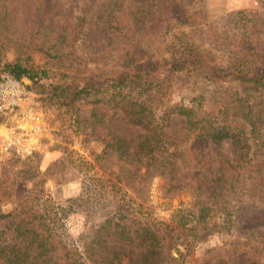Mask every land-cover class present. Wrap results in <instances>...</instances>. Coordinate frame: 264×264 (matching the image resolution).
I'll use <instances>...</instances> for the list:
<instances>
[{"label":"trees","instance_id":"trees-1","mask_svg":"<svg viewBox=\"0 0 264 264\" xmlns=\"http://www.w3.org/2000/svg\"><path fill=\"white\" fill-rule=\"evenodd\" d=\"M75 1L0 0V26H9L13 12L26 17L27 25L26 56L3 64L0 57V74L9 73L21 83L27 78L31 84L23 83L25 92L43 102L71 108L88 99L89 130L102 142L101 157L108 165V179L100 177L112 188L123 190L121 182L129 185L150 174L169 176L171 182L182 169L201 174L211 189L196 212L176 210L169 221L148 219L121 203L85 236L79 250L55 234L48 210L40 212L41 204H27L22 194H14L9 186L13 181L4 174L0 202L14 206L0 212V264H176L171 251L181 239L195 235L197 229L219 230L230 220L225 207L229 197H257V192H264L262 31L252 20L243 24L241 38L222 63L201 53L187 37L165 56V48L148 47L145 41L157 37L161 42L171 25L195 19L184 0H129L126 9L123 3L117 7L118 13L89 18L74 16ZM11 42L9 33L0 34V55L4 44ZM33 52L45 54L48 64L34 65ZM179 78L220 86L211 96L214 118L201 112L202 92L192 104L170 103L173 83ZM219 114L223 119L216 124ZM118 117L139 128L136 144L113 130ZM176 119L179 126L173 127ZM224 140L231 142V157L222 150ZM209 211L220 215L221 224L207 226Z\"/></svg>","mask_w":264,"mask_h":264},{"label":"rangeland","instance_id":"rangeland-1","mask_svg":"<svg viewBox=\"0 0 264 264\" xmlns=\"http://www.w3.org/2000/svg\"><path fill=\"white\" fill-rule=\"evenodd\" d=\"M128 2L76 0L72 13L85 18L109 12L115 14L118 13V6L123 3L126 9ZM182 3L196 14L195 19L179 27L171 25L173 28L169 29L163 41L159 42L157 37L145 41L148 47L165 48L164 55L168 56L169 49H177L180 39L187 37L201 53L209 54L222 63L227 61L228 51L241 38L242 25L250 20L260 26L263 37H258L264 46V0H184ZM8 20L7 28L0 26V34L6 36L9 33L12 42L4 44L1 64L26 56L23 47L26 42V17H18L13 12ZM31 58L36 66L48 64V58L43 53L33 52ZM23 83L31 84V81L25 78ZM219 89L220 86L205 80L179 78L173 83L170 103L192 104V98L202 92L201 112L214 118L216 109L211 96ZM30 99L40 103L45 111L49 129L44 133V142L49 143V147L37 152L30 160L9 159L0 153V178L8 175L13 181L9 186L16 191L15 195L22 194L27 204H41L38 205L42 208L40 212L44 209L49 211L53 230L66 246L81 250L85 236L97 229L121 203H127L133 211L136 208L141 216L148 219L169 221L176 210L193 209L196 212L202 205L201 201L207 200L211 185L202 180L201 174L194 175L182 169L177 171L171 182L169 176L150 174L136 178L129 185L123 183V186L121 182L123 190L112 188L100 177L105 175L108 179V165L101 157L102 142L94 139L89 130L88 99L77 101L71 108L56 102H43L34 96ZM222 119L223 116L217 115L215 123H220ZM178 121H173V127L179 126ZM112 127L116 134L128 139L132 145L137 143L139 128L128 125L121 117L113 121ZM210 147L215 169L216 155L214 147ZM221 147L226 155L232 156L230 140L222 141ZM144 171L141 168L140 172ZM254 198L257 201H253ZM13 206L0 202V212H7ZM225 207L229 210L230 220L221 229H197L193 233L195 235L189 234L172 249L171 255L175 257L176 264H217L219 260L264 264V192H257V197L254 194L240 199L229 197ZM222 214L221 210V217ZM220 221V215L209 211L207 226H212L214 222L221 224Z\"/></svg>","mask_w":264,"mask_h":264},{"label":"built area","instance_id":"built-area-1","mask_svg":"<svg viewBox=\"0 0 264 264\" xmlns=\"http://www.w3.org/2000/svg\"><path fill=\"white\" fill-rule=\"evenodd\" d=\"M45 111L30 99L24 84L11 74H0V153L19 158L47 150Z\"/></svg>","mask_w":264,"mask_h":264}]
</instances>
